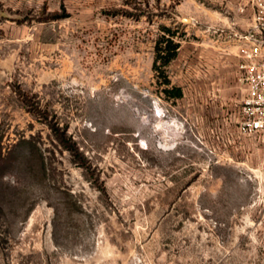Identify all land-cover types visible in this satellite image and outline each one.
<instances>
[{
  "label": "rangeland",
  "instance_id": "1",
  "mask_svg": "<svg viewBox=\"0 0 264 264\" xmlns=\"http://www.w3.org/2000/svg\"><path fill=\"white\" fill-rule=\"evenodd\" d=\"M235 1L0 0V264H264Z\"/></svg>",
  "mask_w": 264,
  "mask_h": 264
},
{
  "label": "built area",
  "instance_id": "2",
  "mask_svg": "<svg viewBox=\"0 0 264 264\" xmlns=\"http://www.w3.org/2000/svg\"><path fill=\"white\" fill-rule=\"evenodd\" d=\"M237 17L227 45L233 48L244 91L239 128L244 135H264V0H236Z\"/></svg>",
  "mask_w": 264,
  "mask_h": 264
},
{
  "label": "trees",
  "instance_id": "3",
  "mask_svg": "<svg viewBox=\"0 0 264 264\" xmlns=\"http://www.w3.org/2000/svg\"><path fill=\"white\" fill-rule=\"evenodd\" d=\"M136 9L138 8L136 7ZM140 10L142 9L140 8ZM126 13L131 14L128 11ZM159 29L162 31V35H160L156 41V57L154 61V69L162 78V83L165 86V88L163 89L165 95L169 99H180L184 97V90L180 86L172 85L170 78L166 75L165 69L175 59H177L181 48V41L179 40V38L183 35H180L171 27H167L163 24L159 25ZM58 131H60V129H58ZM61 135L63 136V134Z\"/></svg>",
  "mask_w": 264,
  "mask_h": 264
},
{
  "label": "crops",
  "instance_id": "4",
  "mask_svg": "<svg viewBox=\"0 0 264 264\" xmlns=\"http://www.w3.org/2000/svg\"><path fill=\"white\" fill-rule=\"evenodd\" d=\"M234 50V49H233Z\"/></svg>",
  "mask_w": 264,
  "mask_h": 264
}]
</instances>
